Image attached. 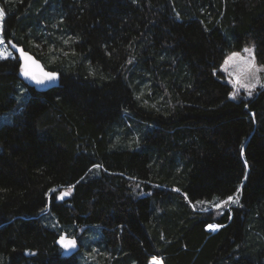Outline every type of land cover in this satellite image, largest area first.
<instances>
[{
	"label": "trees",
	"instance_id": "trees-1",
	"mask_svg": "<svg viewBox=\"0 0 264 264\" xmlns=\"http://www.w3.org/2000/svg\"><path fill=\"white\" fill-rule=\"evenodd\" d=\"M0 8L60 75L0 59V264H264V86L235 99L221 69L250 43L264 65V0Z\"/></svg>",
	"mask_w": 264,
	"mask_h": 264
},
{
	"label": "rangeland",
	"instance_id": "rangeland-1",
	"mask_svg": "<svg viewBox=\"0 0 264 264\" xmlns=\"http://www.w3.org/2000/svg\"><path fill=\"white\" fill-rule=\"evenodd\" d=\"M3 20L4 17L2 21H0V23H2L0 39L4 40V43L0 44V53H4L5 55L11 53L9 58L16 57L14 53V47L6 42L3 37ZM246 48L251 49V52H245L244 49ZM221 69L227 80L233 86V93L236 95L235 97L232 95V97L235 99L238 97L250 99L255 95L259 88L264 86V65H261L257 62L255 46L253 43L247 44L241 51L232 52L225 59ZM249 92H251V95H249ZM229 203L236 204L232 201H229ZM208 229L211 231H216L218 226H216L214 229L208 227ZM152 261L153 259L150 261V264H152Z\"/></svg>",
	"mask_w": 264,
	"mask_h": 264
},
{
	"label": "snow or ice",
	"instance_id": "snow-or-ice-1",
	"mask_svg": "<svg viewBox=\"0 0 264 264\" xmlns=\"http://www.w3.org/2000/svg\"><path fill=\"white\" fill-rule=\"evenodd\" d=\"M5 13L2 9H0V21H2ZM0 31H2V23H0ZM4 40L0 39V44H3ZM245 52H251V49H244ZM11 53L8 55H5L4 53H0V59H7ZM24 57V64L21 66L22 74L29 78L31 81H34L36 84L43 85L46 82H51L57 79V74L53 72H43L42 69H40V72L42 73V78L38 77L36 75V72L33 70L32 67L29 65V61H32V64L35 65L36 68H39V65H36V62L32 60L30 56H28L25 53H22ZM239 79V78H238ZM233 97H235V93L232 94ZM249 95H251V92H249ZM95 167H100L99 165H96ZM66 194V193H65ZM60 199H63V195L60 197ZM228 201H232L234 203H239V194L237 193L235 199L232 196H229L224 203H227ZM219 206V205H218ZM209 228H215L214 225H208ZM60 243L66 248V249H72L76 246V241L74 239H65L61 238ZM152 264H162V261L158 260L157 258H153Z\"/></svg>",
	"mask_w": 264,
	"mask_h": 264
},
{
	"label": "water",
	"instance_id": "water-1",
	"mask_svg": "<svg viewBox=\"0 0 264 264\" xmlns=\"http://www.w3.org/2000/svg\"><path fill=\"white\" fill-rule=\"evenodd\" d=\"M14 53H15V55H16L17 59L19 60V63H20L18 77L26 86H28L29 88H34L35 90H37L39 92H44V91H46V90H48L50 88L57 87L60 84V75L58 73H56V72L48 70L41 60H39L31 52L27 51L24 47L19 46V45L15 46L14 47ZM22 53H25L28 56H30L32 58V60L36 62V65H39V68H36L35 65L32 64V61H29L30 67L33 68V70L36 72V75L38 77L42 78V73L40 72V69H42L43 72L56 73L57 74V79L54 80V81H51V82H46L43 85H40V84H36L34 81H31L29 78L25 77L22 74V71H21V66L24 64V57H23ZM68 194L69 193L66 192V194L63 196V198L67 197ZM75 248H76V246L74 248H72V249H67V250H68V252H71Z\"/></svg>",
	"mask_w": 264,
	"mask_h": 264
},
{
	"label": "flooded vegetation",
	"instance_id": "flooded-vegetation-1",
	"mask_svg": "<svg viewBox=\"0 0 264 264\" xmlns=\"http://www.w3.org/2000/svg\"><path fill=\"white\" fill-rule=\"evenodd\" d=\"M11 45H12V47H15L16 46V44H14V43H12Z\"/></svg>",
	"mask_w": 264,
	"mask_h": 264
},
{
	"label": "bare ground",
	"instance_id": "bare-ground-1",
	"mask_svg": "<svg viewBox=\"0 0 264 264\" xmlns=\"http://www.w3.org/2000/svg\"><path fill=\"white\" fill-rule=\"evenodd\" d=\"M49 47V46H48Z\"/></svg>",
	"mask_w": 264,
	"mask_h": 264
}]
</instances>
